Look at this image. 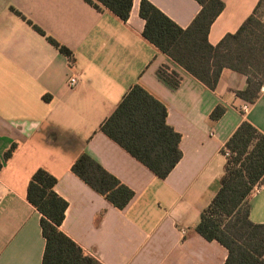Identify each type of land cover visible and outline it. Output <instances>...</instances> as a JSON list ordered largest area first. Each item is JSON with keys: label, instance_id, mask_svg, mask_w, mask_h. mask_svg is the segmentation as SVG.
Instances as JSON below:
<instances>
[{"label": "crops", "instance_id": "crops-1", "mask_svg": "<svg viewBox=\"0 0 264 264\" xmlns=\"http://www.w3.org/2000/svg\"><path fill=\"white\" fill-rule=\"evenodd\" d=\"M148 1L182 28L200 9L195 0ZM221 1L207 34L212 45L235 32L258 0ZM139 2L132 0L121 20L84 0H0V264H41L40 213L26 199L38 168L56 178L54 191L67 202L60 230L102 264L224 263L226 249L194 227L218 190L227 139L242 120L264 134V91L253 103L238 97L246 78L228 68L209 89L144 38ZM162 69L175 73L178 84ZM71 74L78 77L72 88L66 84ZM134 83L166 106V123L181 136V158L164 179L100 131ZM218 104L225 110L213 120L209 114ZM12 143L17 147L4 161ZM82 152L133 191L122 210L70 171ZM248 203L250 220L264 222V179Z\"/></svg>", "mask_w": 264, "mask_h": 264}, {"label": "trees", "instance_id": "trees-1", "mask_svg": "<svg viewBox=\"0 0 264 264\" xmlns=\"http://www.w3.org/2000/svg\"><path fill=\"white\" fill-rule=\"evenodd\" d=\"M95 9L100 5L121 20H126L132 0H84ZM200 9L190 24L177 25L148 0H140L139 16L144 20L142 35L188 73L214 90L221 71L231 69L245 76V87L238 97L253 103L264 84V0H258L252 13L233 33L225 34L212 45L207 34L211 23L224 8L221 0H195ZM24 19L35 31L70 56L71 52L36 24ZM172 85L179 77L160 70ZM45 96L44 98H46ZM225 108L218 104L209 117L217 120ZM166 106L140 84H132L114 111L101 123L100 131L156 177L166 178L181 158L180 134L166 123ZM17 145L5 150L3 159L12 157ZM223 173L218 190L201 211L194 227L208 241H216L227 251L223 264H264V222L249 218L248 196L264 179V134L247 120H242L224 143ZM3 162L0 160V170ZM70 171L106 202L122 210L133 197V191L108 172L87 153H80ZM56 178L43 168L31 175L26 199L40 213V229L44 238L41 264H102L86 253L60 230L67 202L54 191Z\"/></svg>", "mask_w": 264, "mask_h": 264}, {"label": "built area", "instance_id": "built-area-1", "mask_svg": "<svg viewBox=\"0 0 264 264\" xmlns=\"http://www.w3.org/2000/svg\"><path fill=\"white\" fill-rule=\"evenodd\" d=\"M78 82V77L75 75V74H71L67 77L66 79V84L72 88L74 87ZM264 91V84L260 87V92ZM241 111L242 112H245L247 111L248 109V104H244L240 107ZM228 155V151H225L224 152V156H227Z\"/></svg>", "mask_w": 264, "mask_h": 264}]
</instances>
